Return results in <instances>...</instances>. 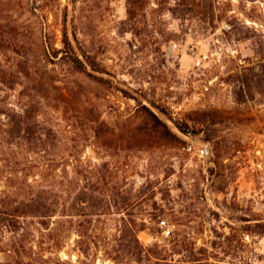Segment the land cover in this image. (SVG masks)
Wrapping results in <instances>:
<instances>
[{"label": "rangeland", "instance_id": "374dc122", "mask_svg": "<svg viewBox=\"0 0 264 264\" xmlns=\"http://www.w3.org/2000/svg\"><path fill=\"white\" fill-rule=\"evenodd\" d=\"M39 189L0 264H147L135 222L159 264H264V0H0V196Z\"/></svg>", "mask_w": 264, "mask_h": 264}, {"label": "trees", "instance_id": "16d2710c", "mask_svg": "<svg viewBox=\"0 0 264 264\" xmlns=\"http://www.w3.org/2000/svg\"><path fill=\"white\" fill-rule=\"evenodd\" d=\"M60 42L62 44V52L64 53V56L69 60L75 69L82 70L83 64L77 54H75L71 39L69 38V34L65 27V20L63 21L61 29ZM141 106L145 111L147 120L151 122L153 128L158 129L157 131L162 138L167 140H178L177 135L171 131L169 125L165 121L160 119L151 109L145 107L144 105ZM155 108L160 113H164L162 109H159V107L155 106ZM176 126L181 132L187 133V131L180 124H176ZM80 202L83 204L84 201L81 200L80 193L78 192L69 207L75 215H83V210L86 208V206L80 204ZM56 203V195L43 189L35 191L27 199L17 201L8 195L0 196V228L2 226H12L15 228L16 223L19 222L18 218L24 216H34L39 218V223L44 225L46 224L44 218L54 214L57 206ZM142 229V222L132 223V226L128 227V232L126 233L127 237H124L121 240L122 251L125 254H129V259L134 257V261L136 262L144 260L147 264H159V260L162 257H159L160 250L157 246H144L137 238V232ZM155 254L159 256H156ZM120 258L121 257H116L114 260L119 261L121 260Z\"/></svg>", "mask_w": 264, "mask_h": 264}, {"label": "built area", "instance_id": "2783aa9c", "mask_svg": "<svg viewBox=\"0 0 264 264\" xmlns=\"http://www.w3.org/2000/svg\"><path fill=\"white\" fill-rule=\"evenodd\" d=\"M192 148L191 145L187 146V149L190 150ZM199 155L203 156L204 154H207V148L205 147V145H202L199 149H198Z\"/></svg>", "mask_w": 264, "mask_h": 264}]
</instances>
